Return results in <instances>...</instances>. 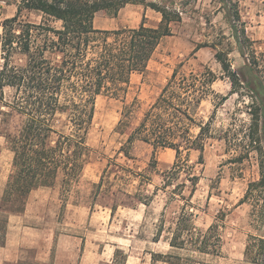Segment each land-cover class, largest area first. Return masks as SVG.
<instances>
[{
  "label": "trees",
  "instance_id": "trees-1",
  "mask_svg": "<svg viewBox=\"0 0 264 264\" xmlns=\"http://www.w3.org/2000/svg\"><path fill=\"white\" fill-rule=\"evenodd\" d=\"M190 1L0 0L15 6V15L0 22V136L12 153L0 200V246L8 216L24 211L33 190L51 188L58 180L67 188L78 180L90 152L87 136L96 98L124 100L132 75L145 72L160 42L172 35V26L182 23ZM210 4L215 13L222 14L229 32V38H222L230 39L227 46L235 48L243 66L233 70L227 52L216 50L213 42L196 45L194 52L201 48L213 51L229 82V93H214L216 77L207 68L187 74L173 71L120 151L128 158L129 147L138 140L152 147V155L160 149L174 152L172 166L162 175V191L180 198L183 206L168 229L167 244L172 249L214 257L220 254L224 213L219 212L204 231L195 226L188 197L199 177L186 157L196 151V164L202 165L205 142L216 140L228 157L225 163L232 165L238 176L246 167H253L255 177L247 181L239 200L240 205L248 206L242 263L264 264V54L256 56L236 0H211ZM126 5H141L159 14L158 25L149 27L142 21L133 29L94 28L96 13H116ZM31 12L40 15L38 23L22 19L23 13ZM209 96L216 100L212 115L196 123L200 105ZM231 96L236 97V104L227 125L214 127L216 110ZM124 110L128 117L132 107ZM191 126L198 130L195 136ZM181 176L185 181L173 185ZM187 182L191 189L186 197ZM161 234L159 229L155 240ZM164 257L169 264H195L189 258ZM15 264L39 263L32 257Z\"/></svg>",
  "mask_w": 264,
  "mask_h": 264
},
{
  "label": "rangeland",
  "instance_id": "rangeland-1",
  "mask_svg": "<svg viewBox=\"0 0 264 264\" xmlns=\"http://www.w3.org/2000/svg\"><path fill=\"white\" fill-rule=\"evenodd\" d=\"M236 1L246 35L254 43L256 56H260L264 54V0ZM210 3L211 0L190 1L182 23L172 26V35L160 42L145 72L132 75L123 101L105 96L96 98L87 136L90 152L78 180L67 188L60 180L56 181L50 188L45 213H34L36 218L24 222L15 215L11 218L16 228L22 227L20 230L23 227L41 229L40 242L38 248L33 246L36 236L25 234V244L32 247L21 246L18 230L8 231L7 225L4 244L0 246V264H15L32 257L39 264H169L166 255L189 258L195 264H243L248 206L240 205L239 200L247 181L255 177L253 167H246L238 176L232 165L225 163L228 157L223 153L222 143L216 140L205 142L202 165L196 164L198 152L191 151L186 157L199 177L193 195L188 197L194 209L195 226L204 231L214 223L219 212L224 213L220 254L214 257L172 249L167 244L168 229L183 206L180 198H171L162 191V175L172 166L174 152L160 149L152 155V147L138 140L129 147L128 158L120 151L173 71L187 74L207 68L216 77L212 85L214 93L221 96L229 93V82L215 61L213 51L201 48L194 52L196 45L213 42L216 50L227 52L233 70L239 71L243 66L239 53L227 46L230 39L222 38V35L229 38L228 27L222 14L215 13V6ZM14 15L13 3H0V22ZM22 19L38 23L41 17L31 12L23 13ZM142 21L146 26L155 27L160 16L141 5H126L116 13H96L93 26L98 30L116 31L137 28ZM235 100V96L229 97L216 110L214 127L227 125ZM214 101L215 98L209 96L201 103L196 123L205 122L212 115ZM129 105L132 112L124 117V107ZM11 125L14 126V121ZM197 131L191 126V135L195 136ZM11 162L12 153L0 136V200ZM184 181L185 177L181 176L173 185ZM188 185L187 182L183 190L186 197L191 189ZM159 229L162 234L155 240Z\"/></svg>",
  "mask_w": 264,
  "mask_h": 264
},
{
  "label": "crops",
  "instance_id": "crops-1",
  "mask_svg": "<svg viewBox=\"0 0 264 264\" xmlns=\"http://www.w3.org/2000/svg\"><path fill=\"white\" fill-rule=\"evenodd\" d=\"M40 190H42V193H39ZM50 192H51V189L46 188V187H42V188H38L36 190H33L27 198L24 211L20 215H15V216H17L16 218H19V220L21 222H24L25 219L36 218L34 213H45L46 212V206L48 204V200L50 199ZM11 218H14L13 214L8 216V224H7L8 225V231L9 230H12V231L18 230L17 236H18L19 244L21 246H25V247H32V245H30V244L29 245L25 244V242H27V238H26L25 234H31V235L36 236V240H34L35 245H33V246L38 248V245L40 242L39 234H41L42 230L38 229L36 227H33V228L23 227V230H20L22 227L16 228V226H14V220L11 221ZM43 221H44V219H43ZM25 229H27L28 231L27 230L25 231ZM53 241H54V238L52 237V242ZM56 246H57V242L55 240V248H56Z\"/></svg>",
  "mask_w": 264,
  "mask_h": 264
}]
</instances>
